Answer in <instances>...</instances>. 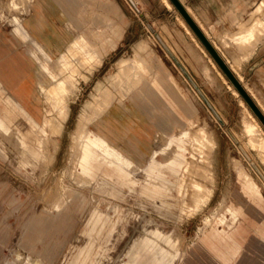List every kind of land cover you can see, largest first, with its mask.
<instances>
[{"label":"rangeland","instance_id":"374dc122","mask_svg":"<svg viewBox=\"0 0 264 264\" xmlns=\"http://www.w3.org/2000/svg\"><path fill=\"white\" fill-rule=\"evenodd\" d=\"M9 1L0 0V29L7 31L13 27L12 17L22 19L36 2L17 0L19 7L13 8ZM38 1L44 11L46 7L59 12L73 37L109 24L119 25L121 36H115V45L102 59L95 57L83 41L66 50L65 60L50 59V69L76 73L71 77L76 87L68 98V117L61 132L50 141H38L42 136L39 128L17 107L5 117L8 131L0 129V264H78L74 262L77 256L81 259L85 255L84 264H133L132 258L140 264H193V243L210 224L216 225L221 214L229 217L225 205L238 203L242 196L241 176L236 169L252 175L263 195L260 201L249 203L241 217L250 235L260 242L250 262L253 258L252 264H264V125L260 123L261 131L252 112L210 60L212 70L205 71L200 85L196 77L186 73L183 62L176 60L175 48L166 49L171 27L182 26L175 8L164 0ZM108 9L113 10L110 13ZM104 14L110 23L104 21ZM143 39L150 46L148 54L141 53L150 70L131 87L124 77L122 86L113 88L123 61L134 57L136 43ZM23 47L29 50L31 44ZM25 57L35 69L31 71V108L26 109L41 122L48 103L37 82L48 85L51 79L29 54ZM170 75L175 83L186 87L195 110L182 96L185 93L171 87ZM152 76L159 79L162 88L152 86L149 94L144 88ZM107 85L117 98L109 108L123 116L120 120L126 125L138 123V134L126 131L123 135L121 124L115 126L119 135L110 140L111 144L144 167L152 151L167 143L168 148L160 149L154 158L162 171L146 178L138 170L134 174L136 184L123 182L114 174L98 172L89 178L78 173L74 153L77 142L71 139L76 117L86 110L82 105L89 104ZM121 87L123 95L118 91ZM8 95L0 85V106L7 104ZM196 115L195 124L182 130ZM101 116L88 124L99 133ZM252 124L257 146L251 138ZM172 134L175 136L166 140ZM210 134L213 146L207 141ZM133 143L143 145L142 150L139 152ZM45 148H49L45 153L40 151ZM146 179L164 185L159 191L170 196L143 191ZM220 248L224 249L222 245ZM211 264L223 262L214 259Z\"/></svg>","mask_w":264,"mask_h":264},{"label":"crops","instance_id":"0c3cea01","mask_svg":"<svg viewBox=\"0 0 264 264\" xmlns=\"http://www.w3.org/2000/svg\"><path fill=\"white\" fill-rule=\"evenodd\" d=\"M179 1L264 115V0ZM9 5L17 8L19 2L10 0ZM34 5L33 9L22 19L17 15L12 17L13 27L10 30L0 29V85L9 93L7 104L0 106V129L4 132L8 131L5 117H8L11 108L17 107L39 128L42 136L38 138V141H50L51 136L61 132L68 117V98L76 87L72 83L71 77L76 76V73L70 74L67 70L59 68L50 69L48 62L50 59L65 60L66 50L75 42L81 41L87 44L95 57L102 59L104 52L115 45V36L117 38L121 36V33L119 25L109 24L104 28L97 27V29L91 28L88 31L79 32L73 37L69 28L59 18V12L46 9V7L44 11L38 0ZM112 10L108 9L107 11L111 13ZM103 19L107 23L111 21L107 14H104ZM178 19L182 26L171 27V44L166 43L170 50L175 48L178 56L176 60L183 62L186 73H189L192 78L196 77L198 80L196 82L200 85L203 84L201 79L205 76V71L212 70L209 64L210 60L230 87L232 83L188 24L180 20L179 14ZM189 34L205 53L198 49V45ZM27 42L31 44L29 50L23 47ZM149 48L147 40L137 41L134 57L123 61L119 74H117L119 79L112 82L113 88L122 86L121 82L124 77L127 79L129 87L139 83L142 74L150 70L146 58L141 54L142 51L148 54ZM25 54H29L41 71L51 79L48 85H45L43 81L37 82L40 92L48 103L46 114H44L41 122H38L27 110L31 108L30 94L33 92V74L31 71H35V69L28 62ZM206 54L209 59L206 58ZM203 66H206V70ZM53 77L57 78L56 82L52 81ZM169 80L175 91L185 93L182 96L195 110V104L186 87L175 83L176 80L173 81L171 75ZM152 86L161 90L162 83L158 78L152 76L150 83H145L144 91L149 94L152 93ZM118 91L122 95L124 94L122 87ZM126 91H129V88H126ZM240 97L239 95V100ZM115 99L117 98L113 89L107 85L95 95L93 100H90L89 104L82 105L86 110L77 115L71 133L72 141L77 142L74 153L77 155V164L80 167L78 173L89 178L95 177L98 172L108 176L114 174L123 182L136 184L138 178L134 174L138 170H142L146 178L147 174L162 171L161 165L156 164L154 158L160 153V149L168 147L167 143H164L163 146L154 149L146 166L139 167L130 157L111 144L110 140L115 141L118 138L119 134L115 130V126L120 124L123 128V131L121 129L123 135L127 134L126 131L129 133L134 131L138 134L137 122L126 125L127 123L122 122L124 117L119 116L117 111L111 110L112 106L109 108ZM170 104H172L171 99ZM100 116L99 128L101 133L88 126ZM196 117L197 115L182 130L195 124ZM252 125L253 134L251 138H255L257 141L255 146H257L258 136L254 124ZM123 135L121 137L125 138ZM172 136L175 134L169 135L166 140ZM207 141L213 146L214 139L211 134ZM134 147L140 152L143 145L135 144ZM48 149H40V151L45 153V150ZM236 170L241 176L242 196L238 198V203L225 205V210L229 212L230 216L226 217L224 214L219 216L217 223H220L221 226H217V223L216 225L210 224V228L203 233V236L193 243L190 248L193 264H211L214 259L223 262V264H229L230 261H233L234 264H252L251 262L255 261L252 258L250 262L251 253L252 251L256 252L260 242L250 235L247 225L242 220L241 213L248 207L249 203L260 201L263 195L259 184L252 175ZM163 187L165 186L151 183L146 179L145 184L142 185V190L163 197L170 196L159 191V188ZM56 206H59V203ZM220 245L224 247L223 250ZM214 251L216 254L206 255L204 253ZM236 254L239 256H235ZM85 259L86 255L81 259L77 256L74 262L79 261L78 264H84ZM262 260L264 261V254ZM131 262L140 264L136 258H132Z\"/></svg>","mask_w":264,"mask_h":264},{"label":"water","instance_id":"95a60500","mask_svg":"<svg viewBox=\"0 0 264 264\" xmlns=\"http://www.w3.org/2000/svg\"><path fill=\"white\" fill-rule=\"evenodd\" d=\"M170 1L176 7V9L179 11V13L183 16V18L186 20V22L188 23L190 28L193 30V32L196 34V36L199 38V40L202 42V44L205 46V48L208 50V52L211 54V56L214 58V60L219 65V67L222 69V71L225 73V75L228 77V79L236 87V89L241 94V96L244 98V100L249 105V107L254 112V114L259 118V120L264 125L263 113L260 111V109L257 107L255 102L252 100V98L249 96V94L243 88V86L241 85L239 80L231 72L229 67L225 64V62L223 61L221 56L218 54V52L215 50V48L212 46V44L209 42V40L206 38V36L200 30V28L193 21V19L191 18V16L187 12V10L184 8V6L181 4V2L179 0H170Z\"/></svg>","mask_w":264,"mask_h":264},{"label":"bare ground","instance_id":"6f19581e","mask_svg":"<svg viewBox=\"0 0 264 264\" xmlns=\"http://www.w3.org/2000/svg\"><path fill=\"white\" fill-rule=\"evenodd\" d=\"M165 2H166V4L167 5H169L170 7H173L174 5H173V3L170 1V0H164ZM174 8L176 9V7L174 6ZM177 10V9H176ZM177 13L181 16V19L180 20H182V22H186V20L183 18V16L179 13V11L177 10ZM187 23V22H186ZM188 24V23H187ZM189 26V25H188ZM190 27V26H189ZM192 30V29H191ZM193 31V30H192ZM195 34V33H194ZM196 35V34H195ZM198 38V37H197ZM199 39V38H198ZM201 42V41H200ZM202 43V42H201ZM204 46V45H203ZM165 47H166V49H168L169 51H171L169 48H168V46L165 44ZM205 47V46H204ZM207 50V49H206ZM208 51V50H207ZM210 54V53H209ZM211 55V54H210ZM213 58V57H212ZM214 59V58H213ZM215 61V60H214ZM216 62V61H215ZM218 65V64H217ZM219 66V65H218ZM220 68V67H219ZM221 69V68H220ZM222 70V69H221ZM223 72V71H222ZM224 73V72H223ZM225 74V73H224ZM226 76V75H225ZM227 77V76H226ZM228 78V77H227ZM229 80V79H228ZM230 81V80H229ZM231 82V81H230ZM232 83V82H231ZM232 85H233V83H232ZM234 86V85H233ZM235 87V86H234ZM234 90H235V92L238 94L239 92H238V90L236 89V87L234 88ZM238 95H240L241 96V94L239 93ZM241 99L244 101V103L246 104V106L249 108V110L252 112V114H253V116H254V118H255V120H256V124L259 126V127H261V125H260V123H262L260 120H259V118L254 114V112L251 110V108L249 107V105L246 103V101L244 100V98L241 96ZM248 128H250V127H248ZM263 132H264V130H263Z\"/></svg>","mask_w":264,"mask_h":264}]
</instances>
